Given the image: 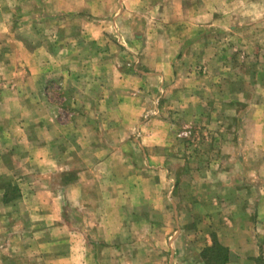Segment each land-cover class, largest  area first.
I'll use <instances>...</instances> for the list:
<instances>
[{
    "label": "crops",
    "instance_id": "1",
    "mask_svg": "<svg viewBox=\"0 0 264 264\" xmlns=\"http://www.w3.org/2000/svg\"><path fill=\"white\" fill-rule=\"evenodd\" d=\"M22 3L0 0V264L21 262L19 253L7 251L15 247L42 248L49 264H207L203 253L215 244L227 251L224 264H264V84H258L256 100L238 93L239 111L226 106L204 115L190 117L184 109L177 114L211 124V142L192 154L187 144L171 142L174 129L154 105L158 93L173 84L180 88L181 71L188 78L190 66L179 61L182 57L206 51L211 63L222 57L218 40H240V49L251 56L243 65L264 71V0H133L129 17L121 7L109 22L98 20L93 34L87 32L91 28L71 29L68 15H22ZM51 3L37 0L38 6ZM112 26L118 32L114 51L106 47ZM208 66L232 69L227 63ZM56 84L61 97L52 101L49 92ZM248 84L247 78L242 85ZM174 91L180 96V89ZM175 150L185 164L177 171L178 184L185 177L198 182L191 209L183 210L172 195L176 235L157 236L147 218L123 224V210L107 199L116 202L122 183L129 184L126 191H136L132 182L156 179L166 186L169 201V182L176 185L167 178L169 152ZM142 153L141 161L131 157ZM122 164L128 171L121 177ZM154 169L157 175L150 174ZM11 177L20 194L5 201L1 185ZM114 182L116 192H103L100 183ZM99 188L104 211L86 205ZM80 206L101 216L91 227L99 253L90 245V233L75 232L69 219L65 234L51 233L61 227L54 223L68 207L83 215ZM193 214L202 218L186 232L181 216ZM26 235L34 241L22 245Z\"/></svg>",
    "mask_w": 264,
    "mask_h": 264
},
{
    "label": "rangeland",
    "instance_id": "2",
    "mask_svg": "<svg viewBox=\"0 0 264 264\" xmlns=\"http://www.w3.org/2000/svg\"><path fill=\"white\" fill-rule=\"evenodd\" d=\"M48 2L49 0H40ZM51 4H41L40 6L37 5V0H24V3H22L19 7L20 14H35L37 15V11H41L42 13L48 14V15H68L69 22H71V29L77 31H84L86 32V28L90 29L87 30V32L93 34L92 26H97L98 20H104V22H109L114 15H118L120 8L123 7L125 9V15L129 17L130 14V1L132 3L133 0H51ZM65 5H64V3ZM18 7V5H16ZM144 7V6H143ZM129 8V9H128ZM66 13V14H65ZM147 15V13H146ZM137 19L136 23L139 26L140 20ZM89 24V28L88 25ZM109 24V23H108ZM107 24V25H108ZM106 25V24H105ZM122 25V29H123ZM135 27H137L135 25ZM37 30V27H36ZM109 33L106 35L107 42L106 47H110L111 50L114 51L116 49L115 45H118L116 43V39L113 37L114 32L117 34L116 28L114 29L113 26L108 31ZM224 34V38H225ZM115 39V40H114ZM213 42V41H211ZM219 43H221V51H219L222 54V57L219 56L218 61H215L214 63L210 62V55L209 51L203 52L201 55H194L191 56H185L182 57L179 61H182V59H185V62L190 66V69L187 70V76L186 79V73L184 71H181V74L184 78H182V81L180 83V88L175 87V84L168 87L167 91L164 93H158V96H155L156 103L154 104L156 107L160 106V108L163 110V117L165 119H168L171 128L174 129L175 135L173 138H171V142L174 143H180L183 142L188 145L190 148L192 154L195 149H199L200 146L204 145L205 143L211 142V124L208 121L202 120V121H195V120H185V117L181 118L179 115L181 111L184 109L185 113H188V115L191 117L189 113H195L200 112L203 115L204 114H210L211 112H220L225 110L228 106L231 107V111H239V107L241 105L236 106L237 103V95L240 92H244L248 95V97L253 98L254 100L257 99L259 83L263 86L264 84V71H254L253 68L249 66V64L243 65L244 62H247L249 60V57L243 52L240 48L243 45V43L240 40L234 41L231 40L227 41L226 39L218 40ZM209 41L205 42V47H207L209 44ZM208 44V45H206ZM232 48H235L236 50H232ZM209 49V47H207ZM195 51V50H192ZM197 51V49H196ZM227 52H229L227 56ZM251 62V61H249ZM262 62H264V57L262 59ZM230 65L231 71L228 72H221L218 70H210V67L208 64L214 65L213 67L216 69H220L221 65ZM249 79L248 87L242 85L243 81L245 79ZM190 80V82H186V80ZM216 84V81L221 82ZM229 83V87L226 86L225 83ZM57 86H53L51 88V91L49 92V97L52 101H58L59 97H61V92L59 89L60 86L56 84ZM215 85H218V88H215ZM174 89H180V96L175 97L176 93ZM169 95V96H168ZM177 100V103H176ZM226 101H230L228 105H226ZM220 104L218 106L217 104ZM179 114V115H177ZM186 115V117H188ZM138 139V138H137ZM185 155L189 156V154ZM148 152H146V155L148 157ZM154 154H159L158 152H155ZM125 155H130V152H126ZM145 155V156H146ZM135 160L141 161L144 156L142 154H138L137 156L132 155L131 156ZM169 157L171 160L169 171L167 178H170L171 180L176 181L175 182L170 181L169 187H170V200H167L166 195V186L162 187L161 183L157 181L156 179L151 180L148 182V184H133L134 188H137L136 191H126V187L129 185L127 184H121L119 185V192L117 193L115 191L117 183H110V184H101L100 186L103 188V192L107 191L112 192L115 191L114 194L115 201H108L109 205H112L113 207H121L123 210V216H122V222L123 224L130 223V219L133 221L135 218L137 221H140L142 224L143 219L147 218L151 224L155 226V231L157 232V236L165 235V233H168L169 237H172L174 234V230H176V224L178 223L177 217L175 216V210L173 207V202H176V199H173L174 194L177 197L180 207L183 210H189L193 207V202L191 199V192L194 191V188L197 187V183H194L193 178L185 177L183 178V182L181 185L177 182V171L184 168L183 164V156H180V151L175 150L174 152H169ZM126 159H129V157H124ZM189 166V165H187ZM186 166V167H187ZM137 168V167H136ZM138 171H144L145 169H139ZM186 169V168H185ZM192 170V169H191ZM209 170V169H207ZM93 171V169H92ZM127 167L122 164L121 168L118 169V176L120 175L125 176L127 174ZM95 172V171H93ZM157 169L153 170L151 172V175H157ZM162 175V174H161ZM97 179L96 177H94ZM195 179L200 180L202 179L199 177H195ZM20 184V183H19ZM108 185H111V187H107ZM138 185V187H137ZM173 185L175 187L173 188ZM1 187L4 188V200L9 201L12 198L18 196L20 194L18 189V184L16 182L15 178H10V180L7 183H4L1 185ZM173 188V189H172ZM18 189V190H17ZM117 189V188H116ZM97 191L98 193H93L92 196H89L90 202H88L86 205L88 208H91V210H94L97 206L101 207V209L104 211L107 207L103 208L104 200L101 199V189L99 188ZM122 192V193H120ZM125 192V193H124ZM126 193H130V198L127 199H119V194H122L123 196L126 195ZM147 193V197L143 198V196ZM91 194V193H90ZM173 195V196H172ZM166 197L163 199V197ZM88 200V201H89ZM169 203V204H168ZM11 205H14V203L11 201ZM169 205V206H168ZM68 207L65 210L64 216H61V218L58 216L57 220L60 222H56L54 224L61 223V227H53L52 229V235H63L66 232V229L64 228V225H66V219H69L73 230L79 231L81 229H85L88 234L90 233L89 240L91 241L90 245H94L95 247H92L96 249V252L99 253L100 247H98L100 241L97 240L99 237L96 233V228H91L92 225H94L97 220H99L100 217H96L95 215H88L87 209L81 208V211H76L75 209H69ZM135 212L137 213V216H135ZM195 214L191 216H181V223H186L185 227L191 228L195 224H197V221L202 218L201 216H194ZM25 219H28V216H24ZM27 223V222H26ZM40 222H37V224ZM45 224V223H42ZM101 229V228H100ZM185 230V229H184ZM188 229L186 230V232ZM42 232V231H41ZM50 233V232H49ZM50 233V234H51ZM176 235V234H174ZM41 237V233L37 235V240ZM45 239V236L42 238V241ZM14 240H17V237L14 238ZM34 239L30 238L28 235H26L23 239L20 240L22 245H26V243H32ZM34 244V243H33ZM35 245V244H34ZM32 247V246H31ZM37 247V246H35ZM14 253H19V258L21 259V262H7L5 264H49L47 260L44 258V256H50V255H44L41 253L42 248L34 249V248H28V249H22L17 247L15 248H9L7 251L10 252L11 255ZM98 250V251H97ZM170 250L168 254H166L167 261L171 260V252ZM7 252V253H8ZM95 252V250H94ZM43 254V255H42ZM79 254H82V251H79ZM169 257V258H168Z\"/></svg>",
    "mask_w": 264,
    "mask_h": 264
},
{
    "label": "trees",
    "instance_id": "3",
    "mask_svg": "<svg viewBox=\"0 0 264 264\" xmlns=\"http://www.w3.org/2000/svg\"><path fill=\"white\" fill-rule=\"evenodd\" d=\"M203 259L207 264H224L227 259V251L215 244L213 247L205 250Z\"/></svg>",
    "mask_w": 264,
    "mask_h": 264
}]
</instances>
